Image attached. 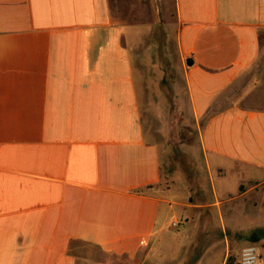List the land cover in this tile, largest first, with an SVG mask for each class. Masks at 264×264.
<instances>
[{
  "label": "crops",
  "instance_id": "0c3cea01",
  "mask_svg": "<svg viewBox=\"0 0 264 264\" xmlns=\"http://www.w3.org/2000/svg\"><path fill=\"white\" fill-rule=\"evenodd\" d=\"M116 1L0 0V264H115L143 251L149 262L174 210L185 264L190 232L208 227L195 215L218 204L231 264L249 245L264 264L254 217L264 216V0H154L162 13L171 6L175 52L194 62L189 134L209 178L199 187L178 176L187 204L160 186L164 148L143 119L152 26L118 21ZM193 189L210 205L194 203Z\"/></svg>",
  "mask_w": 264,
  "mask_h": 264
},
{
  "label": "rangeland",
  "instance_id": "374dc122",
  "mask_svg": "<svg viewBox=\"0 0 264 264\" xmlns=\"http://www.w3.org/2000/svg\"><path fill=\"white\" fill-rule=\"evenodd\" d=\"M171 9V6H167L164 8V13H162L163 9L154 8V0H117L111 6L112 15L118 21L132 25L145 24L152 26L144 47L153 53L152 60L156 67L149 69L145 65L141 69L145 81L149 80L148 85L145 86L143 119L149 123L154 132L156 131L153 139L157 140L164 148L163 164L165 172L160 186L164 191L172 189L167 195L170 202L184 201L187 204L189 201L186 197L185 183L177 182L176 184L178 176L185 177L187 181H190V184L205 187L209 172L205 165V157L201 150L198 135L189 134L192 121L188 117L185 75L187 65L185 61L179 58L177 47L175 52L173 31L170 26L171 19L169 18ZM155 10L161 12V18H158L162 22L160 28L156 24L157 13ZM163 76L170 80L171 84L160 90L156 84ZM152 81L154 83L151 85ZM175 109L176 114L173 115ZM145 127L149 129L148 126ZM194 181L197 183L194 184ZM233 187L236 189V186ZM193 190L194 203L209 206L213 201L211 194L207 191ZM240 202V204L245 202L250 204L251 199L248 198ZM173 208L175 209L176 205ZM213 208L218 209L214 212L216 209ZM221 211L220 204H218L217 207L206 208L202 215H195L197 222L202 219L208 227H201L200 229L197 226L190 232L196 240V246L189 256L183 258L185 264H231L234 257L231 255L226 256L224 242L227 238L230 241L234 237L233 235L230 236L229 232L222 231L216 226L217 220L221 217ZM254 214L255 220L262 221L264 219L263 213L259 214L258 211H255ZM174 222H180L181 226H184L183 217L176 216L175 210L166 222L156 249L157 256L149 262L146 261V251L140 252L134 259L110 257V260L115 264H177L176 254L186 237L179 235L184 228L174 229L172 225ZM209 245L213 246L209 248ZM211 248L212 251L205 256V252Z\"/></svg>",
  "mask_w": 264,
  "mask_h": 264
},
{
  "label": "built area",
  "instance_id": "2783aa9c",
  "mask_svg": "<svg viewBox=\"0 0 264 264\" xmlns=\"http://www.w3.org/2000/svg\"><path fill=\"white\" fill-rule=\"evenodd\" d=\"M172 225L176 230L181 228L180 222H174ZM261 259L262 255L259 247L256 245H249L242 248L240 251L237 264H259Z\"/></svg>",
  "mask_w": 264,
  "mask_h": 264
},
{
  "label": "water",
  "instance_id": "95a60500",
  "mask_svg": "<svg viewBox=\"0 0 264 264\" xmlns=\"http://www.w3.org/2000/svg\"><path fill=\"white\" fill-rule=\"evenodd\" d=\"M186 64L188 67H192L194 65V62H192L191 60H187Z\"/></svg>",
  "mask_w": 264,
  "mask_h": 264
},
{
  "label": "trees",
  "instance_id": "16d2710c",
  "mask_svg": "<svg viewBox=\"0 0 264 264\" xmlns=\"http://www.w3.org/2000/svg\"><path fill=\"white\" fill-rule=\"evenodd\" d=\"M256 237H257V234L256 235H251L250 240L253 241Z\"/></svg>",
  "mask_w": 264,
  "mask_h": 264
}]
</instances>
